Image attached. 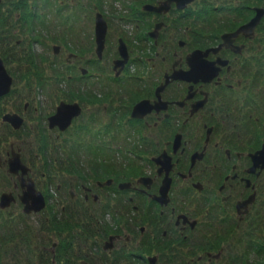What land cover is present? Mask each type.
I'll return each mask as SVG.
<instances>
[{
  "label": "flooded vegetation",
  "instance_id": "af4514ba",
  "mask_svg": "<svg viewBox=\"0 0 264 264\" xmlns=\"http://www.w3.org/2000/svg\"><path fill=\"white\" fill-rule=\"evenodd\" d=\"M165 1L0 0V59L12 79L0 98V196L13 198L5 209L19 205L35 220L52 201L65 219L66 207L79 204L97 229L113 225L109 249H141L129 222L145 235L157 210L167 211L151 248L164 253L158 250L164 243L169 249L183 242L198 257L207 254V264L217 263L226 252H239L241 243L254 248L255 212L264 210V168L252 158L264 145V14L249 24L257 10L264 12V0H174L158 11ZM120 8L117 29L107 14ZM98 19L105 28L101 47ZM49 49L53 67L40 69L46 58L36 55ZM46 71L62 77L58 84L65 88L60 84L58 99L31 128L26 113L36 109L13 77ZM12 96L16 107L6 104ZM61 103L80 110L63 130L49 123ZM8 107L13 110L5 113ZM6 114L18 118L4 121ZM77 141L86 150L87 171L73 150ZM94 141L103 149L95 161ZM55 148L66 152L58 157L60 173L43 179L50 164L43 156ZM15 155L25 174L12 171ZM29 180L46 205L27 214L21 197ZM43 249L58 253V235ZM150 257L159 260L158 253Z\"/></svg>",
  "mask_w": 264,
  "mask_h": 264
},
{
  "label": "trees",
  "instance_id": "16d2710c",
  "mask_svg": "<svg viewBox=\"0 0 264 264\" xmlns=\"http://www.w3.org/2000/svg\"><path fill=\"white\" fill-rule=\"evenodd\" d=\"M76 140L77 137L74 142ZM82 142L85 148L89 146L87 141ZM90 144L93 145L91 146V151L94 153L92 159L95 161L100 158L98 156L99 151L103 149L98 145V141ZM74 146L73 150L82 148L80 141ZM43 152L40 151V154H43ZM68 153L72 155L73 151ZM43 157H47L50 164L46 166V176L42 178L50 180L52 179L50 176L53 175L56 179L57 173L58 175L60 173L59 169H56V165L61 164L58 159L56 162L54 161L57 158V154L54 156L47 152L46 156ZM67 197L69 198L68 193ZM51 203L52 206L49 205V208L43 211L45 213L44 217L36 220L32 217H26L19 210V205H11L10 208L4 210L0 209V264H149L148 258L157 253L159 260L156 264H207V254L200 258L195 250L190 249L183 242L166 249L169 245L167 242L164 243V249L166 250L161 246L158 247V250L164 253L152 252L151 240L155 239L156 236H161V227L164 229L167 216L169 215L167 211L159 214L160 211L159 209L157 210L158 215L154 214L152 216L149 221V231L145 235H141L136 226L129 222L135 228L137 236L140 239L142 238L141 249L133 248L132 246L103 249L110 235L108 230H111V227L97 229L100 225H98L96 220H94V223L90 221L89 224L87 221L88 210L79 204L71 203V206L66 207L64 213L68 214V217L65 219L63 218L61 205L57 204L56 201ZM255 216L257 221L254 235L264 237V210L256 211ZM47 217L50 218L47 220ZM155 231L157 234H155ZM55 235H58V253L55 252L53 255L44 250L43 247H48L50 240ZM100 238L101 240H99ZM260 239L264 240V238ZM259 241L255 242L254 248L252 246L249 247L247 243H241L240 247L246 254L249 250H255L260 253L259 250L263 244ZM258 246L260 247L259 249ZM239 252H226V256L223 255L219 262L214 263L212 260L210 264H236L234 262H239V257H234V255L228 257V254ZM262 259H264V255Z\"/></svg>",
  "mask_w": 264,
  "mask_h": 264
},
{
  "label": "rangeland",
  "instance_id": "374dc122",
  "mask_svg": "<svg viewBox=\"0 0 264 264\" xmlns=\"http://www.w3.org/2000/svg\"><path fill=\"white\" fill-rule=\"evenodd\" d=\"M110 14L109 13L107 14V19H108V15H109V23L110 24H117V29H118L120 27V25L122 24L121 21L119 22L118 17L119 16L121 17V15L124 14L123 10H121V8H120V10L117 11L116 13H114L112 15H110ZM0 53H1V50H0ZM40 56H43L46 58V63L39 64V68L45 69V70L51 69L53 67L52 62H51L52 61L51 50L49 49L48 53L40 52L39 54L36 55V58L39 59ZM58 76H57V73L55 75H53L50 71H46L44 73L40 72L39 77L38 76H32V75H18L16 77H13L14 78V85L29 95L28 100L32 101L31 104H33L34 108L36 109V111H34L33 108L29 107L28 111L26 113L27 118H29V121H30L29 124H30L31 128L36 126L35 124H38L40 122L41 114L44 112V109H45L44 107L47 106L48 107L47 109H49L51 102H55L58 99V89H61L60 84H62V82L58 84V80H60L62 78V77L58 78ZM39 80L45 82L47 85L43 90L37 87V85H38L37 83L39 82ZM61 87L65 88V86L63 84ZM6 100L8 101V102H6V104L11 103L12 106L16 107L15 96H12L11 100H9L8 98ZM42 101H45L43 107L40 106V102H42ZM25 102H28V101H25ZM4 110L6 113V112H9L8 110H13V109L8 107V108H5ZM53 133H55V132L50 133L51 137H56L57 134H53ZM27 142H30V141H27ZM55 142H57V141H55ZM33 143H35V142H33ZM50 144L52 145L53 142H50ZM71 144H72L71 141H68L65 143V145H68V146L69 145L72 146ZM101 144H102V141H98V145H101ZM21 146H22V144L19 145V147H21ZM33 148H34L33 153H35L38 150V145L33 144ZM73 148H75V147H73ZM48 149H50V151H53L54 147L50 146V147H48ZM71 149L72 148H70V150ZM55 150L56 151H54V155L57 154L56 159H58V157L60 158L62 155L65 156L66 152L63 154H60V151H59V154H58V149L55 148ZM26 151L29 153L28 148H26ZM126 157H128V156H126ZM35 159L37 162L42 163V158L39 154L35 155ZM45 159H46V157H45ZM78 159L82 160L84 171H87L88 161H87L86 150L84 148H78ZM89 168H91V167H89ZM56 169L58 170V165H56ZM67 174H70V173L67 172ZM56 176H57L56 178H58V173ZM75 181L79 182V179L76 178ZM54 184L59 185L60 183L54 182ZM110 227L112 228L113 225H110ZM108 232H109V234H112L111 230L110 231L108 230ZM263 233H264V231H263ZM263 233H261V234H263ZM255 238L257 240H260L263 244V245H261L263 247L259 250L260 253L256 252L255 250H249L248 253L246 254L244 251H242L243 250L242 247H240L241 251L239 253H232V254L229 253L228 257H230L231 255H234V257L238 256L239 262H234L236 264L237 263L238 264H264V259H262L263 255H264V253H262L264 251V240L260 239V238H264V237H260L259 235H257V236H255ZM99 240H101V238ZM259 248L260 247L258 246V249ZM151 250L153 253L155 252L154 248H152Z\"/></svg>",
  "mask_w": 264,
  "mask_h": 264
},
{
  "label": "water",
  "instance_id": "95a60500",
  "mask_svg": "<svg viewBox=\"0 0 264 264\" xmlns=\"http://www.w3.org/2000/svg\"><path fill=\"white\" fill-rule=\"evenodd\" d=\"M174 0H166L165 3L161 4L157 8L158 11H160V7L167 8L168 4ZM176 1H185L183 3H188L191 0H176ZM164 8V9H165ZM264 12L261 10H257V14L252 19V21L249 23L252 27H254L256 24H258L260 18ZM97 24H102V26H97L98 31V46H102L103 38L101 36V33L103 34V31L105 32V28L103 27V22L98 19ZM122 63V61H119ZM12 79L7 74L4 65L2 63V60L0 59V98L5 96L10 92ZM80 110L77 105H70L66 103H61L57 109L56 113L49 117V123L50 126L60 125L61 129H65L71 122L72 118L77 116L79 114ZM18 118L16 115L6 114L3 116L4 121H12L13 119ZM20 121V119L18 120ZM19 125V124H18ZM255 167H258L260 164L261 166L259 168H264V145L262 146V149L255 153V155L252 156ZM10 165L12 166V171L16 173V171L19 169L22 171L23 174L27 172V169L23 167L21 161H19L18 155H15L13 159L10 160ZM26 190L24 191V196L21 197V200L24 204V212L29 214L31 212H39L42 209L45 208L46 201L43 197V195L40 192H36L33 186V182L31 180L28 181V184L25 185ZM168 190V185H163L160 189V199L161 204L165 203V197L166 192ZM253 196L246 200L244 203H239L236 208L239 211L240 207H245L246 204H249L252 202ZM13 202V198L10 194H3L0 196V209H5L9 207L10 203ZM114 237H110V239L104 244L103 249H109L112 247V241ZM149 264H155L156 263V257H149L148 258Z\"/></svg>",
  "mask_w": 264,
  "mask_h": 264
}]
</instances>
